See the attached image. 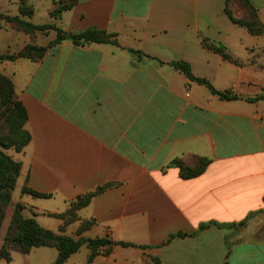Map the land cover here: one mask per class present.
Instances as JSON below:
<instances>
[{"label": "crops", "instance_id": "0c3cea01", "mask_svg": "<svg viewBox=\"0 0 264 264\" xmlns=\"http://www.w3.org/2000/svg\"><path fill=\"white\" fill-rule=\"evenodd\" d=\"M58 1L28 0L33 15L24 20L71 33L103 30L116 35L118 46L62 41L39 63L3 62L31 136L14 159L21 163L15 187L50 195H22L34 212L29 217L60 234L61 220L48 214L109 185L61 234L135 247L111 245L108 254L101 248L90 264H264V229L229 227L264 213V35L234 25L226 0H79L53 19ZM249 1L264 26V0ZM0 6L19 16L18 0ZM231 10L242 15L233 2ZM17 33L10 54L30 41ZM54 38L49 31L36 43L45 47ZM203 39L224 46L231 60ZM173 62L237 99H219ZM198 157L209 164L191 179L170 165L180 159L194 166ZM88 220L93 224L78 234ZM208 223L215 225L198 231ZM177 233L194 235L169 239ZM84 247L81 264L89 254ZM38 249L29 254L38 258Z\"/></svg>", "mask_w": 264, "mask_h": 264}, {"label": "trees", "instance_id": "16d2710c", "mask_svg": "<svg viewBox=\"0 0 264 264\" xmlns=\"http://www.w3.org/2000/svg\"><path fill=\"white\" fill-rule=\"evenodd\" d=\"M79 0H59L50 10L49 16L53 19H58L64 11L70 10ZM235 3L241 10L242 15L235 17L231 10V3ZM225 14L230 21L239 27L247 30L253 36L264 35V26L259 20L258 12L249 0H226ZM19 15L10 16L0 11V21L8 24L11 28L17 31H23L28 34L48 33L53 30L56 34L55 39L51 41L47 47H38L35 45H26L17 54L0 55L1 61H14L19 58L29 59L32 62H41L46 49L60 44L62 41H70L74 45L84 46L89 44H108L118 46L116 35L103 30L89 28L78 33L64 32L56 28L53 24L33 25L23 18H30L33 15V9L28 5V0H19ZM203 45L221 55L224 60H231L224 46L203 39ZM135 55H142L138 51H130ZM174 69L182 73L190 81L204 85L211 94L217 96L221 100L237 99L236 96H231L228 92H219L215 90L207 81L195 78L187 64L183 62H173L170 64ZM27 121V113L20 101L15 96L14 85L10 78L0 74V229L2 221L5 217V211L8 207L11 194L18 179L21 163L14 160L5 153V150L13 149L15 152H21L30 142L31 136L24 126ZM209 164L207 158L198 157L194 166L186 165L180 159H174L170 165L177 168L181 179L187 180L201 175ZM109 185L97 188L93 192L84 194L78 197L74 202H71L69 207L62 213L48 214L61 220L62 224L59 227V232L63 233L66 226L79 220L77 211L86 207L91 199L103 192ZM21 194L30 195L35 198H50L49 194L38 193L26 184L21 188ZM23 205L16 204L13 209V214L9 227L6 231L2 247L0 249V259L9 262L10 250H14L23 255H27L32 249L49 247L56 250V258L53 264H64L68 258L77 253L82 246H86L89 250L87 264H90L96 256L100 254V249L108 247L104 250V254L110 252L111 245H119L122 247H135L132 244L123 242H112L107 238H78L74 239L64 234H56L51 230L41 227L34 218L23 216ZM94 220L82 221L77 229L80 234L89 229ZM245 224V221L238 224H232L229 227L239 228ZM212 223L201 224L198 231L208 228ZM218 226V225H217ZM220 227V226H218ZM184 233H177L169 236V239H183L191 237ZM140 248H143L140 246Z\"/></svg>", "mask_w": 264, "mask_h": 264}, {"label": "rangeland", "instance_id": "374dc122", "mask_svg": "<svg viewBox=\"0 0 264 264\" xmlns=\"http://www.w3.org/2000/svg\"><path fill=\"white\" fill-rule=\"evenodd\" d=\"M0 7L2 8V6H0ZM1 8H0V11L1 12L3 11V13H4V8H2L3 10H1ZM18 11H19V0H18ZM38 16L39 17L42 16L41 9H39ZM5 26L9 27L8 24H5L4 22L0 21V53H1L0 55L17 54L26 45H35V46H38V47H44V46L38 45L36 43V39H37V35L47 34V33H34L32 35V34L25 33L23 31H17L15 29L9 27V28H11L13 30V31H11L10 29L6 28ZM49 31H53V30H49ZM17 32H21V33H24V34L28 35L30 41H29V43H27L23 47H21L16 53L10 54L11 51H12L11 49L15 45H17V43H19L18 40H14V37L15 36H19L18 34H20V33H17ZM55 36H56V34H55ZM45 47H47V46H45ZM19 59H25V58H19ZM16 60H18V59H16ZM16 60H14V61H16ZM26 60H29V59H26ZM29 61L32 62L31 60H29ZM3 62L4 61L0 62V74H2V75H4V76H6V77L11 79L10 76L5 75L4 73H2V71H3ZM32 63H36V62H32ZM11 81H12V79H11ZM12 83H13V81H12ZM15 96H16V94H15ZM16 98H17V96H16ZM17 100H18V98H17ZM5 153L7 155H9L10 157H12L13 159H16L17 156H18V153H20V152L17 153L13 149H8V150H5ZM22 195L23 194H21V191L19 190L18 187H15V189H13L12 194H11L10 203H9L8 207L6 208L5 217H4V219L2 221V224H1L0 242H2V244H3V240H4V237H5L6 231H7L8 227H9V224H10V221H11V217H12V214H13V209L16 206V204L23 205V207H24L23 210H22L23 216L30 218L29 217L30 214L34 213L29 208H26V206L23 204V202H22L23 199H21ZM26 198H28V200H29V197H26ZM73 226H76V225H73ZM70 228H72V230L75 229V227H70ZM239 228L240 229H244V228L245 229H253V230L264 229V213H255L251 218H249V220L247 222H245V224L243 226H241ZM259 238L260 237L257 236V237H252L251 239L259 240ZM262 240H264V236L262 237ZM2 244L0 245V249L2 247ZM84 248H85L84 246L81 248V251L79 253H77V255H76L78 259L76 261H74L73 263H71V264H81L82 263L80 261V258L84 254L83 253L84 252ZM35 249H36V252H39V251H37V248H35ZM38 250H41L43 252V253H41L40 256H38V258H37V255H34V253H31L29 255L28 254L27 255H23V254H21L19 252H16L14 250H10L9 253H10L11 260L9 262L1 261L0 264H53L55 259L53 258L52 254L56 253V250L54 248L42 247V248H39Z\"/></svg>", "mask_w": 264, "mask_h": 264}]
</instances>
